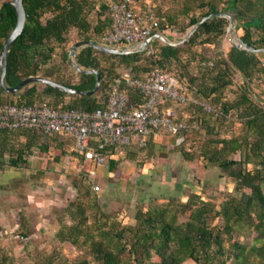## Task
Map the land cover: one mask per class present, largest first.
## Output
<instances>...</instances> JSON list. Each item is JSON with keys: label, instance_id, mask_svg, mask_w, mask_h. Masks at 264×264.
Wrapping results in <instances>:
<instances>
[{"label": "trees", "instance_id": "1", "mask_svg": "<svg viewBox=\"0 0 264 264\" xmlns=\"http://www.w3.org/2000/svg\"><path fill=\"white\" fill-rule=\"evenodd\" d=\"M165 1L175 6L163 12L159 5L161 24L153 36L166 35L167 31L186 34L205 17L227 14L235 17V30L243 32V44L264 50V0ZM24 7L27 23L9 50L7 86L14 88L25 79L44 77L76 90L93 91L97 75L70 69L68 46L74 34L78 41L102 44L112 24L110 0L101 4L94 0H24ZM17 22L14 7L4 1L0 5V63L1 51ZM229 24L228 18L210 19L180 46L157 39L152 43L153 53L113 55L92 46L80 48L76 59L81 69L96 70L101 77L100 89L92 96L68 94L39 83L12 94L0 84V105L33 107L47 103L57 110L95 112L106 108L111 85L122 67H132L140 77L157 67L170 73L175 66L181 70L198 63V75L173 74L186 80L192 94L219 112L215 118L194 107L204 116L208 134L200 157L208 168L220 169L236 181L238 195L220 206L191 193L186 201L173 197L167 203L138 208L134 224H125L118 214L104 211L93 196L96 192L88 187L85 198L80 195L60 215L56 235L58 242L72 244L86 258L70 263L59 250L43 251L37 254L39 264H264V52L230 46L227 52L220 50L209 58L194 51L196 46L220 48ZM119 46L127 48L125 44ZM237 77L242 83L230 97ZM130 95L133 102L143 103L135 90ZM237 123L239 132L222 135V130ZM27 133L40 140L52 138L37 132L0 130V171L6 165L5 153L11 155L10 166L28 168L21 152L13 157L14 149L6 146ZM184 156L194 160L186 152ZM80 161L92 169L91 163L83 158ZM111 164L113 168L115 162ZM0 264L16 263L3 252Z\"/></svg>", "mask_w": 264, "mask_h": 264}, {"label": "rangeland", "instance_id": "2", "mask_svg": "<svg viewBox=\"0 0 264 264\" xmlns=\"http://www.w3.org/2000/svg\"><path fill=\"white\" fill-rule=\"evenodd\" d=\"M94 1L101 4L102 0ZM173 5L164 2L162 11H168ZM159 9L158 5L154 11L158 14ZM187 33L167 31L166 35L177 43ZM236 35L240 38L243 32L236 31ZM77 40L78 37L72 35L68 50L72 51ZM230 46V39L226 37L220 48L196 46L194 51L213 58L220 50L227 52ZM117 48L125 49L121 46ZM174 72L177 75H198L199 64L181 70L175 66L170 74ZM183 83L188 86L186 80ZM241 83L242 78L237 77V86L231 88L228 96L233 97ZM174 108L182 120L199 122L201 130L185 137L158 135L149 141L146 149L132 147L135 149L120 151L112 159L115 162L113 168L110 162L92 170L70 150H66L62 161L57 163L55 158L60 151L56 147L48 154L51 160L44 175L13 169L0 173V253L13 257L16 264H39L38 253H53L55 250L61 251L70 263L85 259L83 251L70 243L61 244L56 235L60 229V215L70 202L80 195L84 197L88 187L96 192L93 196L98 198L101 208L109 214H118L125 224L135 223L138 208L147 209L156 202L167 203L173 197L186 201L191 193H196L202 195L205 201L220 206L226 199L237 196L234 178L220 169L208 168L200 157L201 148L208 139L204 116L192 105ZM213 125L217 126V122L213 121ZM240 129L237 123L221 132L224 136ZM50 140L59 143L58 139ZM185 152L193 155L194 160H187ZM234 158L240 159L239 156ZM95 187L100 190H95ZM185 220L183 217L182 221Z\"/></svg>", "mask_w": 264, "mask_h": 264}, {"label": "built area", "instance_id": "3", "mask_svg": "<svg viewBox=\"0 0 264 264\" xmlns=\"http://www.w3.org/2000/svg\"><path fill=\"white\" fill-rule=\"evenodd\" d=\"M135 0H110L112 19L109 33L102 45H127L138 49L159 30L161 18L153 10L138 13ZM147 50L153 53L152 45ZM135 90L142 104L133 102L130 91ZM192 105L208 115L219 116L217 109L190 92L177 76L160 67L136 76L132 67L119 69L111 85L105 109L95 112L66 111L39 106L0 105V130L42 133L46 137L74 140V150L94 167L105 165L111 151L126 148L146 149L154 135L185 137L201 130L197 121L180 119L175 106ZM95 177V174H92ZM99 191V187H95Z\"/></svg>", "mask_w": 264, "mask_h": 264}, {"label": "water", "instance_id": "4", "mask_svg": "<svg viewBox=\"0 0 264 264\" xmlns=\"http://www.w3.org/2000/svg\"><path fill=\"white\" fill-rule=\"evenodd\" d=\"M5 0H0V5L1 3H3ZM9 3L14 7L16 13H17V17H18V22H17V26L16 29L13 31V33L10 35V37L7 39V41L4 44V47L1 51V78H0V84L1 87L4 89V91H6L7 93H12V94H16L18 92H20L21 90H23L24 88L32 85V84H45V85H49L52 86L60 91H63L65 93L68 94H74V95H83V96H92L95 93H97L100 89L101 86V77L99 75V72L96 70H83L81 69V67L79 66V64L77 63V59H76V55H77V51L85 46H92L95 49H98L104 53L107 54H113V55H129V54H135V53H142L144 51H146L149 47H151L152 43L155 40H160L162 41L164 44L167 45H172V46H180L182 44H184L185 42H187L194 34L195 32L208 20L216 18V17H224V18H228L230 21L229 24V28H228V32H227V37L230 39V42L232 44V46L238 47L240 49L243 50H248L251 52H264V50H256L251 48L249 45L243 44L240 40V38L237 37L236 35V30H235V17L234 16H230L227 14H213L209 17H205L200 23H198L197 25H195L188 33L187 36L179 42H172L169 39H167L166 36H164L163 34H157L154 37H152L151 39H149L148 41H145L144 43H142V45L140 46V48L138 49H129V48H125V49H120L117 47H106L102 44L93 42V41H80L78 43H76L74 45V47L72 48L71 51V56L69 58V61L71 63V65L79 72V73H85V74H90L93 73L95 75H97V86L93 91H89V92H84V91H80V90H76L70 87H66L63 86L59 83H57L56 81L44 78V77H31L28 79H25L22 83H20L18 86L11 88L8 87L6 84V78H7V72H8V54H9V50L12 46V44L14 43V41L20 37L25 29L26 23H27V14L25 11V7H24V0H9ZM72 56L74 57L72 59Z\"/></svg>", "mask_w": 264, "mask_h": 264}, {"label": "crops", "instance_id": "5", "mask_svg": "<svg viewBox=\"0 0 264 264\" xmlns=\"http://www.w3.org/2000/svg\"><path fill=\"white\" fill-rule=\"evenodd\" d=\"M164 2L166 1L165 0H135L134 9L138 13L146 12L149 9L155 10L156 6L158 5L162 6ZM164 36H166L167 39L170 38L167 35H164ZM77 42H80V41L77 40L76 43ZM157 136L158 135H154L151 137V139H154ZM50 139H54V140L58 139L59 143L56 141L52 142V140ZM8 143L6 144L7 148L14 149L13 157H17L16 155L17 151L21 152V154L23 155V159L27 161L28 168H24V167L15 168V167L10 166L9 161H10L11 155L9 153H5L4 162L6 163V165L0 171V173H5L8 169H13V170H18V171H27V173H30V174L38 173L39 175H44L46 174L48 170L47 166H49V161L51 160L48 156V154L50 153V150L56 147L57 149H59L60 154L58 157L55 158L57 163H60L62 161L63 153L66 155V150H70L71 152L75 153L74 140L70 137L68 138L52 137V138H45L43 140L42 139L40 140L38 136L27 133V134L21 135L19 138H15L13 141L10 140L9 145ZM131 149H135V148H132V147L126 148L123 150V152L130 151ZM116 154L117 153L115 151H114V154L113 153L111 155L109 154V160L105 165H108ZM76 156L79 157L80 159L82 158L77 154ZM67 157H69L68 154H67ZM87 163L90 164V162H87ZM94 169H96V167H94V165L92 164V170Z\"/></svg>", "mask_w": 264, "mask_h": 264}]
</instances>
